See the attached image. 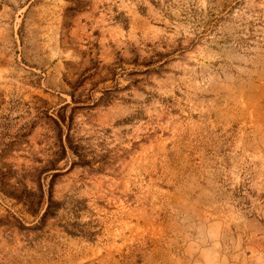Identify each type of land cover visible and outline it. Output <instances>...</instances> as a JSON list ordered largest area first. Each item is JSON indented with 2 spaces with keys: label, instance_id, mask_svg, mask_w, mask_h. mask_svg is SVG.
Wrapping results in <instances>:
<instances>
[{
  "label": "rangeland",
  "instance_id": "rangeland-1",
  "mask_svg": "<svg viewBox=\"0 0 264 264\" xmlns=\"http://www.w3.org/2000/svg\"><path fill=\"white\" fill-rule=\"evenodd\" d=\"M0 264H264V0H0Z\"/></svg>",
  "mask_w": 264,
  "mask_h": 264
},
{
  "label": "trees",
  "instance_id": "trees-1",
  "mask_svg": "<svg viewBox=\"0 0 264 264\" xmlns=\"http://www.w3.org/2000/svg\"><path fill=\"white\" fill-rule=\"evenodd\" d=\"M73 7H68L67 10H73ZM117 20L121 22H126L127 19L120 20L119 16L116 17ZM69 26V24H67ZM150 64H146L148 66ZM111 88H104L101 92L102 95L94 102L103 103L104 105L109 103L111 99L114 97ZM73 97L72 94H70ZM68 106V104L64 105ZM55 124V129L57 130V136L59 141L60 152H57L56 158L49 161V167L44 171H52L50 172V180L48 190L46 195L39 184L38 191L33 190L32 188L24 187L20 191L19 194H11L17 201L22 202L29 212L32 214H39L42 203L45 200V207L40 216L41 220H45L47 218H55L58 215L59 210H66L70 215L68 218H64V221L59 222V226L62 227L65 233L71 236H83L87 239L93 240L97 234V231L94 230L92 222H81L79 220L80 212L87 209L86 201L83 198H74L69 197V200H56L53 197V186H54V178L59 175V172H56L59 168H57L56 162L60 159L67 158V153L74 154L77 159L72 160L69 166V169L74 166H86L91 164V160L86 157V147L78 142V139L72 133V123L73 116H68V120L66 121V116L60 114L57 118L53 119ZM65 128V129H63Z\"/></svg>",
  "mask_w": 264,
  "mask_h": 264
}]
</instances>
